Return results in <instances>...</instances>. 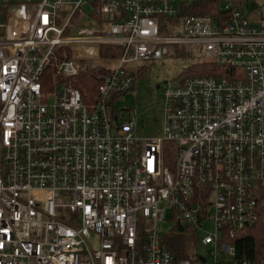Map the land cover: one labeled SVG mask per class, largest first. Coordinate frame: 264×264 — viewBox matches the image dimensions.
I'll list each match as a JSON object with an SVG mask.
<instances>
[{"label": "built area", "instance_id": "1", "mask_svg": "<svg viewBox=\"0 0 264 264\" xmlns=\"http://www.w3.org/2000/svg\"><path fill=\"white\" fill-rule=\"evenodd\" d=\"M216 1L211 17L178 0H41L0 21V264H264L236 262L231 241L264 186V27ZM81 13L95 24L72 31ZM180 46L213 69L169 89L164 138L140 139L109 100L131 65ZM74 60L100 72L91 107L66 83ZM168 211L198 235L196 261L161 242Z\"/></svg>", "mask_w": 264, "mask_h": 264}, {"label": "rangeland", "instance_id": "2", "mask_svg": "<svg viewBox=\"0 0 264 264\" xmlns=\"http://www.w3.org/2000/svg\"><path fill=\"white\" fill-rule=\"evenodd\" d=\"M41 0H0L8 4H28L40 2ZM193 0H178V3L191 4ZM255 8L249 10V2L242 0L241 10L249 23L257 27H264V0H253ZM84 10L89 11L85 8ZM1 21V17H0ZM64 21V20H63ZM95 23L84 15L75 20L72 31L82 28H88ZM180 53L170 49V54L162 60L142 62L131 65V72L139 71L140 74L135 78L132 89L115 98L113 102L114 111L121 114L122 121H133L136 136L140 139L164 138V110H165V93L177 86L185 75L190 71L192 66L200 61L186 47H178ZM185 53V54H182ZM73 66L78 72L86 73L89 70V64L85 60H74ZM210 74V72H207ZM159 86V88H157ZM176 221L171 219V212H167L164 220L156 224V231L161 236L170 233ZM212 231L211 226L205 229V235ZM204 250H210L209 247H202ZM196 254L201 253V247L195 249ZM206 254V253H203ZM217 260L223 264L232 263L233 259L222 254H216ZM207 262H213L212 258L207 256Z\"/></svg>", "mask_w": 264, "mask_h": 264}, {"label": "trees", "instance_id": "3", "mask_svg": "<svg viewBox=\"0 0 264 264\" xmlns=\"http://www.w3.org/2000/svg\"><path fill=\"white\" fill-rule=\"evenodd\" d=\"M241 2L242 0H238ZM246 2H253V0H244ZM20 4H0V17L2 21L6 20L10 10ZM220 3L216 0H194L189 7H187L183 14L187 15H208L216 17L218 12V6ZM177 54L180 53L178 47H172ZM122 53L120 47H108L100 50V56L102 57H118ZM185 54V53H182ZM213 69L211 63L198 61L196 62L190 71L185 75V78L191 76H207V72ZM140 74L139 71L132 72V75L137 78ZM50 80L56 78L52 76V68L48 73ZM100 72L96 70H88L86 73L78 72L76 76L66 80L67 84H70L74 88L78 89L83 103L91 107L98 97V87L100 85L99 80ZM62 78H58L60 80ZM62 81V80H60ZM132 89V88H131ZM117 96L113 95L109 100V105H112ZM165 149L172 150V145L165 144ZM169 150H166L169 151ZM257 213L258 218L252 227L246 228L237 233L232 243L235 246L234 260L238 263L243 261H250L256 263L264 260V186L258 189L257 193ZM176 224L173 230L165 236H161V242L166 245L167 250L171 254L173 261H180L183 259H189L196 261V251L198 246L199 237L191 229L182 226L178 220H175Z\"/></svg>", "mask_w": 264, "mask_h": 264}, {"label": "water", "instance_id": "4", "mask_svg": "<svg viewBox=\"0 0 264 264\" xmlns=\"http://www.w3.org/2000/svg\"><path fill=\"white\" fill-rule=\"evenodd\" d=\"M254 8H255V4H254L253 2L249 3V10H253ZM157 88H159V86H157ZM199 261H200L201 263H204V262H205V259L199 257Z\"/></svg>", "mask_w": 264, "mask_h": 264}, {"label": "crops", "instance_id": "5", "mask_svg": "<svg viewBox=\"0 0 264 264\" xmlns=\"http://www.w3.org/2000/svg\"><path fill=\"white\" fill-rule=\"evenodd\" d=\"M2 3H6V2H1L0 4H2Z\"/></svg>", "mask_w": 264, "mask_h": 264}]
</instances>
